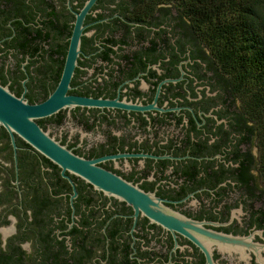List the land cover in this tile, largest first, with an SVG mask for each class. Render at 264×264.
Instances as JSON below:
<instances>
[{
	"label": "flooded vegetation",
	"instance_id": "flooded-vegetation-1",
	"mask_svg": "<svg viewBox=\"0 0 264 264\" xmlns=\"http://www.w3.org/2000/svg\"><path fill=\"white\" fill-rule=\"evenodd\" d=\"M86 1L0 0V84L51 97L81 15L76 99L33 121L193 226L152 221L0 124V264H264L256 134L226 74L175 6Z\"/></svg>",
	"mask_w": 264,
	"mask_h": 264
},
{
	"label": "trees",
	"instance_id": "trees-1",
	"mask_svg": "<svg viewBox=\"0 0 264 264\" xmlns=\"http://www.w3.org/2000/svg\"><path fill=\"white\" fill-rule=\"evenodd\" d=\"M156 1V0H155ZM176 7L183 24L226 74L253 123L264 181V0H160Z\"/></svg>",
	"mask_w": 264,
	"mask_h": 264
},
{
	"label": "water",
	"instance_id": "water-1",
	"mask_svg": "<svg viewBox=\"0 0 264 264\" xmlns=\"http://www.w3.org/2000/svg\"><path fill=\"white\" fill-rule=\"evenodd\" d=\"M94 1L87 0L82 12L87 10ZM81 22V15H78L73 28L69 54L61 81L54 94L46 101L36 105L28 104L21 97H16L11 93L6 86L0 84V124L4 125L10 133L16 132L21 135L63 168L83 176L95 188L103 190L107 194L123 198L136 209L140 208L152 221L164 223V225L169 227H177V225L193 226V223L189 220L179 218L175 214L167 212V210L160 211V204L153 198V195L143 193L119 177L94 167L91 161L70 154L64 147L50 139L33 121V118L56 111L64 105V102L76 99L65 97L64 92L77 54L76 45L82 30ZM190 236L193 237L192 235Z\"/></svg>",
	"mask_w": 264,
	"mask_h": 264
},
{
	"label": "rangeland",
	"instance_id": "rangeland-1",
	"mask_svg": "<svg viewBox=\"0 0 264 264\" xmlns=\"http://www.w3.org/2000/svg\"><path fill=\"white\" fill-rule=\"evenodd\" d=\"M258 173V172H257Z\"/></svg>",
	"mask_w": 264,
	"mask_h": 264
}]
</instances>
